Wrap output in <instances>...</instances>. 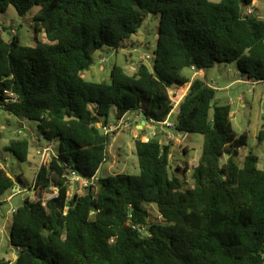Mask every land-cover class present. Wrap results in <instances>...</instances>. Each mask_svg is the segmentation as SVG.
<instances>
[{"label": "trees", "instance_id": "16d2710c", "mask_svg": "<svg viewBox=\"0 0 264 264\" xmlns=\"http://www.w3.org/2000/svg\"><path fill=\"white\" fill-rule=\"evenodd\" d=\"M253 1L0 0V13L38 7L31 22L46 40L29 47L15 33L0 36V109L37 122L41 138L58 143L37 170L34 199L12 213V264H264V168L251 152L238 165L248 138L233 132L229 106L204 80L180 75L234 62L264 84V19L243 15ZM148 14L160 15L151 68L140 63L128 74L113 65L109 82L86 81L94 54L118 50ZM176 100L174 130L203 137L192 187L169 175L171 143L158 137L134 140L137 175L97 176L116 134L98 127L111 107L117 120L140 112L162 123ZM29 146L25 138L6 149L24 162ZM71 172L96 184L69 197ZM17 183L0 167V197ZM145 204L161 222L148 221Z\"/></svg>", "mask_w": 264, "mask_h": 264}, {"label": "rangeland", "instance_id": "374dc122", "mask_svg": "<svg viewBox=\"0 0 264 264\" xmlns=\"http://www.w3.org/2000/svg\"><path fill=\"white\" fill-rule=\"evenodd\" d=\"M218 2L220 0H210ZM255 14L264 16V0H255L252 3ZM38 10V7L31 8L25 15L20 16L12 6H9L4 13H0V24L5 27V31H0V36L4 40H9L13 33L18 36L22 45L34 47L37 42H45L42 32H35V27L31 22V16ZM159 14H148L142 25L128 39L122 42L118 50L102 48L93 56V63L90 68L83 71L82 75L86 81L109 82L110 69L113 65L122 67L128 74L134 73L140 63H144L151 68V57L155 50L158 38ZM182 77L187 79L200 78L209 86L215 89V100L219 105H228L230 108V121L232 130L237 135L246 133L247 146L239 150L236 162L239 166L245 155L253 153L258 157V167L264 168V140L258 142L256 136L264 127V84L253 83L247 80L244 75L237 71L236 63L215 64L212 68L203 70L201 74H194L190 69L180 72ZM115 108L109 109L106 118H101V125L104 121L108 125L117 122ZM177 115L175 107L167 117L169 123H174ZM139 112L128 113L123 121L128 123L125 128L118 130L111 138L107 146L105 162L100 167L97 176L105 178L115 174L137 175L139 173L137 156L134 148V140L144 137L151 139L155 130L156 136L161 129L172 135L171 140L159 138L160 141L170 142L169 154V175L181 178L184 186L192 187V169L196 166L201 155L203 137L199 134H184L176 132L173 128H166L161 124L151 125L143 132L135 129V124L143 120ZM28 139L29 154L26 161H19L11 152L6 149L10 140ZM51 147L52 153L42 155L46 147ZM57 141H46L41 138L37 122L31 120H19L16 117L0 109V167L17 181L22 180V184L17 183L15 190L11 189L0 197V260H5L12 264L16 259L18 250L10 244V229L12 222V210L16 209L23 199H34L31 186L37 170L41 165L49 161L50 157L57 153ZM225 157L222 158V161ZM180 168V170H176ZM185 172H182V169ZM19 187V188H18ZM73 190L68 188V196H72ZM52 195H48L50 197ZM149 213V222H161L155 205L145 204Z\"/></svg>", "mask_w": 264, "mask_h": 264}, {"label": "built area", "instance_id": "2783aa9c", "mask_svg": "<svg viewBox=\"0 0 264 264\" xmlns=\"http://www.w3.org/2000/svg\"><path fill=\"white\" fill-rule=\"evenodd\" d=\"M253 3V2H252ZM244 16H253L257 19H264V16H262L261 14H255L254 10L252 8V4L250 6H248L247 8H245L244 12H243ZM12 33H14V31H11ZM191 70L194 71L193 67H191ZM179 100H176L173 102V109L175 107H177ZM172 109V110H173ZM149 123L154 125V124H161L162 126L166 127V128H173L174 129V123H169V121H167V119L162 122V123H156L152 120H149ZM128 125V123L123 121V118L117 120L116 124L114 125H99V129L103 134H112V133H116L118 130H121L122 128H125ZM153 137H158L156 136V133L153 132L152 133ZM152 137V138H153ZM166 140H171L172 139V135H167L165 136ZM148 141V139L146 140ZM52 153V149L51 147H46L43 149L42 151V155H48V154ZM67 183H68V188L73 190L74 192H84L85 189L89 188L90 186H94L96 184V177L87 179V178H83L80 175H78L75 172H71L68 176H67ZM81 194V193H80ZM56 192L54 191V193L52 194V196H55ZM51 197V196H50ZM15 210H12V213Z\"/></svg>", "mask_w": 264, "mask_h": 264}, {"label": "crops", "instance_id": "0c3cea01", "mask_svg": "<svg viewBox=\"0 0 264 264\" xmlns=\"http://www.w3.org/2000/svg\"><path fill=\"white\" fill-rule=\"evenodd\" d=\"M253 2H255V0L253 1ZM191 70V69H190ZM192 71V70H191ZM194 72V74H196V72L195 71H193ZM126 116V115H125ZM124 116V117H125ZM123 117V118H124ZM152 124H150L149 123V121H146V120H139L138 122H137V124H135V129L136 130H139V131H144L147 127H152L151 126ZM158 131V134H159V138H161V136H162V138H165V136H167V135H171V134H167V133H165V131H162L161 129H159V130H157ZM153 132H155V130H153ZM152 132V133H153ZM188 135V134H187ZM142 140V139H141ZM144 140H147V138H145L144 137ZM161 142H165V141H161ZM19 188V187H18ZM14 190H15V188H14Z\"/></svg>", "mask_w": 264, "mask_h": 264}]
</instances>
